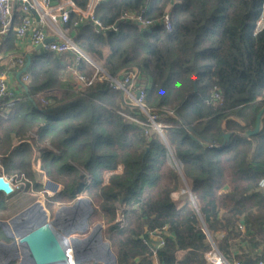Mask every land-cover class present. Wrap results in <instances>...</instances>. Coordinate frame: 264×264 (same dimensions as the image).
Instances as JSON below:
<instances>
[{
  "label": "trees",
  "instance_id": "trees-1",
  "mask_svg": "<svg viewBox=\"0 0 264 264\" xmlns=\"http://www.w3.org/2000/svg\"><path fill=\"white\" fill-rule=\"evenodd\" d=\"M73 2L84 8L88 0ZM263 2L98 0L95 17L116 25L101 31L90 22L74 25L71 13L63 26L95 64L110 75L139 73L162 134L106 80L78 85L74 72L91 79V63L30 53L27 71L15 79L21 96L0 98L12 100L0 116V175L23 173L36 183V156L62 185L48 207L87 197V221L103 224L116 264H207L212 245L230 262L255 264L264 258V111L258 132H248L264 107V28L254 33ZM165 11L170 31L120 19L141 12L157 20ZM23 16L15 4L3 57L20 51L13 28ZM183 185L178 202L174 193ZM9 196L0 191V211ZM164 225L170 236L155 249L147 233ZM0 238L9 239L1 229Z\"/></svg>",
  "mask_w": 264,
  "mask_h": 264
},
{
  "label": "built area",
  "instance_id": "built-area-1",
  "mask_svg": "<svg viewBox=\"0 0 264 264\" xmlns=\"http://www.w3.org/2000/svg\"><path fill=\"white\" fill-rule=\"evenodd\" d=\"M98 0H88L84 8L78 7L73 0H0V43L4 36L12 28L13 12L15 4L19 5V9L24 14L21 23L15 26L13 30L16 33L18 41L25 37H29L32 46L41 45L42 49L52 51L58 54H71L74 56V61L77 63L80 59L91 63L96 67L94 76L86 80L82 75L74 72L75 79L78 85L90 84L94 78L99 80H106L108 85L113 89L121 90L127 100L138 107L140 111L147 116L150 125L159 134H162V129L155 121V116L152 115L145 106V91L140 84V75L137 71H122L117 75H110L97 64H95L90 57L81 50L73 41L72 36L67 28L60 29L58 26L64 25L70 14L76 16L74 25H85L92 23L96 31L105 29L116 30V25L104 26L95 17L94 10ZM37 16V19H36ZM123 21H129L142 29H148L161 25L166 31L172 29V13L165 11L157 20L144 18L141 12H124L121 17ZM64 27V26H63ZM264 28V2L262 4L260 13L256 19L255 31L259 32ZM54 38L53 41L45 42L47 38ZM24 65V56L20 54H10L4 56L0 53V98L9 97L14 99L17 93L9 86V81L12 72L16 68H21ZM27 80V76L23 77ZM218 98V94H214ZM11 100V101H12ZM11 101L0 103V116L6 117L10 111ZM134 119V118H132ZM137 121L136 119H134ZM5 179L10 182L6 177ZM52 184V189L46 188L47 184ZM11 184V183H10ZM259 187L264 188V177L259 180ZM45 193L51 197L57 194L61 189L57 183L50 180L46 181ZM239 229L243 231V225H239ZM170 233L167 226H163L155 231L147 233L146 242L151 244L155 249L164 245ZM204 259L207 264H240L237 261L230 262L214 245L204 253ZM157 264V263H156ZM255 264H264V258H259Z\"/></svg>",
  "mask_w": 264,
  "mask_h": 264
},
{
  "label": "water",
  "instance_id": "water-1",
  "mask_svg": "<svg viewBox=\"0 0 264 264\" xmlns=\"http://www.w3.org/2000/svg\"><path fill=\"white\" fill-rule=\"evenodd\" d=\"M53 40L54 38L50 37L45 39V42ZM41 48V45L35 46L36 50ZM23 56L26 61L22 70L15 75L16 79L22 72H26L30 65V54L24 53ZM263 111L264 107L257 114L254 129L248 134L258 132ZM228 136L225 134L224 138L227 139ZM185 186L187 188V185ZM0 191L7 195L13 192L10 182L2 175H0ZM37 203L39 204L38 201L32 203L8 220H0V229L7 238L12 239L9 243L0 241V264H7L16 259H18L17 264H79L89 260L102 264H116V256L109 243L103 238L102 224H96L83 238L72 236L68 239L65 236V227L80 214L84 216L88 228L87 220L92 212L88 200L77 198L71 205H61L52 219H49L44 209L40 214L32 216ZM46 218L48 221L45 220ZM9 223L12 225L11 232L7 229ZM61 223H63V230L58 228ZM87 228L76 231L84 232ZM91 250H94L93 257L75 260L72 263L66 260V256L69 259L70 251L78 255L80 252H83L82 254L91 253Z\"/></svg>",
  "mask_w": 264,
  "mask_h": 264
},
{
  "label": "rangeland",
  "instance_id": "rangeland-1",
  "mask_svg": "<svg viewBox=\"0 0 264 264\" xmlns=\"http://www.w3.org/2000/svg\"><path fill=\"white\" fill-rule=\"evenodd\" d=\"M43 52H44V49L42 48L38 50L33 49L31 51V53H35L37 55L42 54ZM152 130H155V129L152 128ZM31 170L35 174L36 183L33 182L32 179L28 177L26 178V176L23 173L20 175H18L17 173H13L10 175H7V174L2 175L10 181L11 186L13 188V192L10 193V196L6 200L7 210L0 211V220H8L9 218L17 214L19 211L23 210L24 208H26L27 206L31 205L32 203L36 201L40 202L43 209L49 215V219H52L55 211L58 209V207H60V205L55 203L53 205V208L50 209L48 207V201H50L49 199L50 197L45 193V190H47L46 188H48V190L52 189V184H47L45 188V184L47 180L57 183L61 189L62 185L60 184V182L55 181L54 179L46 175V173L41 169L40 160L36 156H33L31 159ZM185 193H186V188L183 185L180 188V190L174 193L175 200L178 202H181L182 197H184ZM78 198L86 199L90 202V200L83 195L79 196ZM72 203H69L67 205H71ZM96 224H102V223L101 222H95V223L88 222V228L86 231L76 232L72 236L83 238L89 234V232L92 230V228ZM75 229H79V226ZM75 229L73 230V232H75ZM11 240H12L11 238H9L8 240H5L4 238H0V241L7 242V243H9ZM89 261H93V260H89ZM10 262H13V264H17L18 259L14 261H10ZM10 262H8L7 264H9Z\"/></svg>",
  "mask_w": 264,
  "mask_h": 264
},
{
  "label": "bare ground",
  "instance_id": "bare-ground-1",
  "mask_svg": "<svg viewBox=\"0 0 264 264\" xmlns=\"http://www.w3.org/2000/svg\"><path fill=\"white\" fill-rule=\"evenodd\" d=\"M41 212H43V207L42 205L37 203V205L35 206V211H33V214L32 216H35V215H38V213L40 214ZM47 215V214H46ZM46 221H48V218L45 219ZM63 223L59 224L58 225V228L60 230H63ZM79 226V229H84V228H87L86 227V222H85V218L84 216L81 214L79 216H76L74 218L73 221H71L66 227H65V236H67V238L69 239L70 237H72V235L74 233H76L78 229H75ZM12 225L9 223L8 226H7V229L9 231H12ZM75 229V232H73V230ZM91 253H85V254H82L83 252H80L78 255L77 254H73L71 251L69 252V259H68V256H66V260L68 262H74L75 260L78 261V260H81L83 258H88V257H93L94 256V250H91L90 251Z\"/></svg>",
  "mask_w": 264,
  "mask_h": 264
},
{
  "label": "crops",
  "instance_id": "crops-1",
  "mask_svg": "<svg viewBox=\"0 0 264 264\" xmlns=\"http://www.w3.org/2000/svg\"><path fill=\"white\" fill-rule=\"evenodd\" d=\"M58 27L60 29H64L63 25H60ZM4 38H5V36H4ZM17 45H18L20 51H19V53H14V54H20V55H23L24 53L30 54L31 51L33 49H35V47L32 46L29 37H25L23 39H20L19 41H17ZM15 75L16 74L13 71L12 76H11L10 81H9V86L16 91V93H17L16 97H19V96H21V88L18 86V84L15 81V79H16Z\"/></svg>",
  "mask_w": 264,
  "mask_h": 264
},
{
  "label": "flooded vegetation",
  "instance_id": "flooded-vegetation-1",
  "mask_svg": "<svg viewBox=\"0 0 264 264\" xmlns=\"http://www.w3.org/2000/svg\"><path fill=\"white\" fill-rule=\"evenodd\" d=\"M12 228V227H11ZM11 232V231H10Z\"/></svg>",
  "mask_w": 264,
  "mask_h": 264
}]
</instances>
